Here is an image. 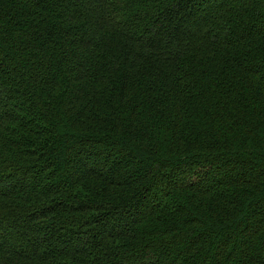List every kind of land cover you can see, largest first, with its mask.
<instances>
[{"label":"trees","instance_id":"trees-1","mask_svg":"<svg viewBox=\"0 0 264 264\" xmlns=\"http://www.w3.org/2000/svg\"><path fill=\"white\" fill-rule=\"evenodd\" d=\"M0 264H264V0H0Z\"/></svg>","mask_w":264,"mask_h":264}]
</instances>
